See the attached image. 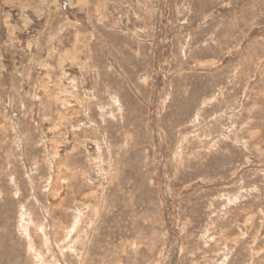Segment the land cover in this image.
<instances>
[{"label":"rangeland","instance_id":"1","mask_svg":"<svg viewBox=\"0 0 264 264\" xmlns=\"http://www.w3.org/2000/svg\"><path fill=\"white\" fill-rule=\"evenodd\" d=\"M0 264H264V0H0Z\"/></svg>","mask_w":264,"mask_h":264},{"label":"bare ground","instance_id":"2","mask_svg":"<svg viewBox=\"0 0 264 264\" xmlns=\"http://www.w3.org/2000/svg\"><path fill=\"white\" fill-rule=\"evenodd\" d=\"M55 138V137H54ZM23 219H24V217H23ZM75 220V219H74ZM76 226V225H75ZM72 227V226H71ZM27 231V230H26ZM72 232V231H71ZM59 243V242H58ZM57 250V249H56ZM78 250V249H77ZM79 251V250H78ZM61 253V252H60ZM79 256V255H78ZM61 257V256H60ZM61 259V258H60ZM62 262V261H61Z\"/></svg>","mask_w":264,"mask_h":264}]
</instances>
